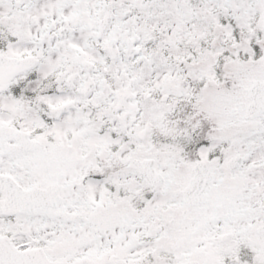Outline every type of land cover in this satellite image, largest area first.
<instances>
[{
    "label": "snow or ice",
    "instance_id": "1",
    "mask_svg": "<svg viewBox=\"0 0 264 264\" xmlns=\"http://www.w3.org/2000/svg\"><path fill=\"white\" fill-rule=\"evenodd\" d=\"M0 264H264V0H0Z\"/></svg>",
    "mask_w": 264,
    "mask_h": 264
}]
</instances>
